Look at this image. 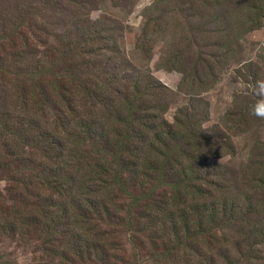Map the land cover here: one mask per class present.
I'll return each instance as SVG.
<instances>
[{
	"label": "trees",
	"instance_id": "1",
	"mask_svg": "<svg viewBox=\"0 0 264 264\" xmlns=\"http://www.w3.org/2000/svg\"><path fill=\"white\" fill-rule=\"evenodd\" d=\"M239 3L248 14L242 24L263 28L264 0ZM32 33L0 38V58L19 43L51 54L60 42L37 50ZM61 56L64 74L32 63L15 77L13 101L0 95V246L28 249L38 264H230L227 251H214L210 242L226 240L218 224L223 217L235 223V210L264 217V161L239 182L246 199L231 197L235 180H218L216 159L225 147L209 138L214 127L210 134L206 117L192 109L173 124L161 122L130 80L121 88L91 77L95 98L80 95L89 76L74 69L84 71L90 60L82 52ZM143 113L149 156L142 124L130 120L141 121ZM258 148L264 153V143ZM211 204L221 214L207 211Z\"/></svg>",
	"mask_w": 264,
	"mask_h": 264
},
{
	"label": "rangeland",
	"instance_id": "2",
	"mask_svg": "<svg viewBox=\"0 0 264 264\" xmlns=\"http://www.w3.org/2000/svg\"><path fill=\"white\" fill-rule=\"evenodd\" d=\"M245 14L239 0H0V38L34 32L30 36L37 50L44 49L45 41H60L51 51L59 50V56L21 43L8 50L0 58V95L12 102L15 77L28 73L32 63L43 62L46 73L59 76L66 62L61 52H82L90 64L84 71L74 69L77 77L85 71L89 76L86 89L76 90L80 95L95 98L91 77L107 78L121 88L130 80L151 101L161 122L173 124L178 113L192 109L206 117L210 134L214 127L209 138L215 136L225 147L224 157L216 159L218 180L222 185L227 180L229 186L235 180L231 197L245 198L239 182L247 180L243 175H252L257 160L264 161L258 148L264 143V117L255 114L264 113V27L246 28ZM259 78L262 83L255 82ZM58 116L51 114L53 129ZM146 116L130 120L140 126ZM138 133L146 139L149 156L146 124ZM247 166H252L250 171ZM213 209L221 214L214 204L207 207ZM234 219L235 223L224 222L226 217L219 221L218 236L226 240L215 239L210 246L227 251L230 264H264L257 262L264 255V217L256 220L235 210ZM195 220L198 228V215ZM0 255L2 264L41 262L34 261L30 250L10 242L0 246Z\"/></svg>",
	"mask_w": 264,
	"mask_h": 264
},
{
	"label": "clouds",
	"instance_id": "3",
	"mask_svg": "<svg viewBox=\"0 0 264 264\" xmlns=\"http://www.w3.org/2000/svg\"><path fill=\"white\" fill-rule=\"evenodd\" d=\"M255 114L264 117V113H255Z\"/></svg>",
	"mask_w": 264,
	"mask_h": 264
}]
</instances>
